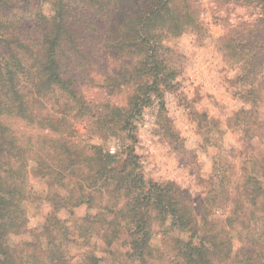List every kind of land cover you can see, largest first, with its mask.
<instances>
[{
  "label": "trees",
  "instance_id": "1",
  "mask_svg": "<svg viewBox=\"0 0 264 264\" xmlns=\"http://www.w3.org/2000/svg\"><path fill=\"white\" fill-rule=\"evenodd\" d=\"M8 1L0 0V264L63 261V244L55 234L61 227L59 218H49L51 228L41 229L45 242L38 240L40 234L36 233L37 241L27 242L19 252L10 243V236L25 223L23 204L29 164L33 162L42 168L43 176L57 184L63 182L65 172L81 168V181L88 188L94 189L100 182L114 183L107 192L109 199L122 197L124 201L120 209L106 204L100 214L86 216L75 225L71 234L75 242L80 239L89 246L95 239L98 246L87 251L79 264H103L98 256L99 242L111 247L112 240L117 242L120 236H125L124 264H164L162 253L150 245L152 221L163 226L164 234L171 238L167 264H264V153L249 160L232 196L221 183L211 191L203 215L210 214L211 208L222 209L227 202L232 207L220 230L212 231L213 225L198 227L192 211L181 205L167 186L146 183L131 168L117 177L111 168L117 157L103 154L98 147H92L88 154L64 140L62 123L53 122L47 112L48 101H62L74 110V116L87 117L98 129L110 128L113 134L134 130L131 120L141 116L152 97L161 99L176 73L168 65L167 51H162L169 37L178 35L181 28L175 14L176 0H52L47 12L35 6L22 13ZM243 3L247 8H264V0ZM95 15L105 19L102 47L136 58L131 65L122 66V76L114 80L119 85L138 84L125 108L107 106L100 115L77 92L75 79L66 76L71 66L72 71L79 67L71 56L82 59L86 54L85 41L71 29L70 20L87 23ZM248 52L252 54L245 55V60L253 63L257 53L253 55L250 47ZM235 57L245 61L241 55ZM257 92L254 87L245 91L253 110L257 108ZM22 128L26 140L21 137ZM39 132L46 134L39 136ZM128 163L130 156L124 166ZM90 199L79 194L58 199L51 206L53 213L69 209L71 214V209L89 204ZM227 229L236 230L241 244L249 250L232 257ZM69 234L62 233L64 241Z\"/></svg>",
  "mask_w": 264,
  "mask_h": 264
},
{
  "label": "rangeland",
  "instance_id": "2",
  "mask_svg": "<svg viewBox=\"0 0 264 264\" xmlns=\"http://www.w3.org/2000/svg\"><path fill=\"white\" fill-rule=\"evenodd\" d=\"M38 1L8 3L21 13L26 7L36 6L43 12L51 8L52 0ZM175 8L181 28L178 35L169 37L162 51H167L168 65L176 73L161 99L152 97L141 116L131 120L134 130L113 134L110 128L98 129L87 117L74 116V110L62 101H48L46 108L53 122L62 123L64 140L88 154L92 147H98L103 154L117 157L111 165L117 177L125 173V168H131L144 182L167 186L180 204L192 211L198 227L213 225L212 231H218L231 215L232 207L227 202L222 209L211 208L210 214L203 215L209 194L221 183L232 196L249 160L264 153V138L258 135L264 137V8H247L243 0H176ZM88 19L91 20L87 23L70 20L71 29L85 41L86 54L82 59L71 56L79 67L72 71L71 66L66 76L75 79L77 92L100 115L107 106L125 108L136 92L138 84L119 85L114 80L122 76L121 67L131 65L132 58H136L104 49L105 19L98 15ZM249 47L253 55L257 53L253 63L245 60V55L252 54L247 53ZM235 55H241L245 61ZM251 87L259 90L254 110L245 93ZM20 133L26 140L24 128ZM45 134L39 132V136ZM129 156L131 164L124 166ZM81 175V168L71 169L57 184L43 176L37 162L29 164L23 204L26 219L21 230L10 236L13 249L19 252L27 242L37 241L34 235L44 227L51 228L49 218L53 217L60 219L61 227L55 234L64 251L63 261L56 264H79L87 251L97 249L95 239L89 246H84L80 239L75 242L73 228L86 216L100 214L106 204L120 209L124 201L122 197L116 201L109 199L107 192L114 183L100 182L90 189L82 183ZM79 194L84 199L91 198L90 203L71 209V214L69 209L53 213L51 205L56 200ZM151 231L150 245L162 253V263L167 264L171 238L164 234L163 226L153 221ZM63 232L70 233L67 241L62 238ZM228 232L232 257L249 250L241 244L236 230L227 229ZM124 238L112 240L111 247L99 242L98 256L103 264H124ZM38 240L45 242L41 234Z\"/></svg>",
  "mask_w": 264,
  "mask_h": 264
}]
</instances>
